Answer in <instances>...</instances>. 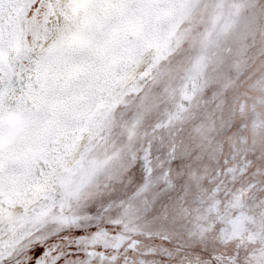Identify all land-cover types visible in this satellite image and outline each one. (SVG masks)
<instances>
[{
    "label": "snow or ice",
    "instance_id": "obj_1",
    "mask_svg": "<svg viewBox=\"0 0 264 264\" xmlns=\"http://www.w3.org/2000/svg\"><path fill=\"white\" fill-rule=\"evenodd\" d=\"M0 264H264V0H0Z\"/></svg>",
    "mask_w": 264,
    "mask_h": 264
}]
</instances>
